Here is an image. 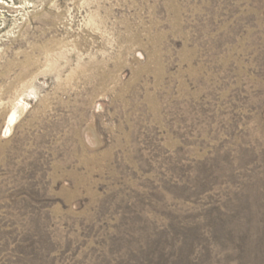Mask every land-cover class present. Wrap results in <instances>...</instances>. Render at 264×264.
Returning a JSON list of instances; mask_svg holds the SVG:
<instances>
[{
    "label": "rangeland",
    "instance_id": "1",
    "mask_svg": "<svg viewBox=\"0 0 264 264\" xmlns=\"http://www.w3.org/2000/svg\"><path fill=\"white\" fill-rule=\"evenodd\" d=\"M211 208L264 264V0H0V264H139Z\"/></svg>",
    "mask_w": 264,
    "mask_h": 264
},
{
    "label": "trees",
    "instance_id": "2",
    "mask_svg": "<svg viewBox=\"0 0 264 264\" xmlns=\"http://www.w3.org/2000/svg\"><path fill=\"white\" fill-rule=\"evenodd\" d=\"M234 215L229 210L211 208L205 222L171 224L158 236L155 249L139 264H233L236 247ZM207 230V231H206Z\"/></svg>",
    "mask_w": 264,
    "mask_h": 264
},
{
    "label": "bare ground",
    "instance_id": "3",
    "mask_svg": "<svg viewBox=\"0 0 264 264\" xmlns=\"http://www.w3.org/2000/svg\"><path fill=\"white\" fill-rule=\"evenodd\" d=\"M14 117L15 115H12L10 116L9 120H8V123H7V126H6V131H10L11 130V127L14 123Z\"/></svg>",
    "mask_w": 264,
    "mask_h": 264
}]
</instances>
